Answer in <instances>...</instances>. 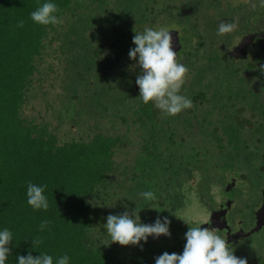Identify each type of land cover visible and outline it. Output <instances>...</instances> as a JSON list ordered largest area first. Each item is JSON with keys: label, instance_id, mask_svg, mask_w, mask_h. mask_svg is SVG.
<instances>
[{"label": "trees", "instance_id": "1", "mask_svg": "<svg viewBox=\"0 0 264 264\" xmlns=\"http://www.w3.org/2000/svg\"><path fill=\"white\" fill-rule=\"evenodd\" d=\"M46 2L58 6L62 24L32 21ZM166 4L0 0V230L14 238L6 264L29 252L54 261L68 255L69 264H155L165 252L182 254L185 233L199 226L185 220L187 196L203 201L215 170L238 171L256 158L236 146L254 137L264 142V134L243 131L242 110H252L255 93L238 67L217 66L212 55L186 62L178 94L193 107L176 116L139 98L130 68L138 61L128 55L136 47L133 29L142 32L177 9ZM118 153L133 158L128 166L127 159L117 164ZM29 181L46 185L47 211L27 203ZM149 190L156 201L140 196ZM125 211L142 224L168 217L171 237L150 236L142 248L112 243L106 218ZM44 220L51 223L40 231ZM236 256L264 264L249 252Z\"/></svg>", "mask_w": 264, "mask_h": 264}, {"label": "flooded vegetation", "instance_id": "2", "mask_svg": "<svg viewBox=\"0 0 264 264\" xmlns=\"http://www.w3.org/2000/svg\"><path fill=\"white\" fill-rule=\"evenodd\" d=\"M222 1L224 0H167L166 5L176 6L177 9L164 11L149 27H166L171 30L170 34L177 38L179 46L176 51L177 61L185 66L190 59L200 61V58L206 59L212 55L217 59V66L224 61L241 69L246 88L255 93L249 99L252 110H242L248 121L243 131L247 135L252 131L254 134H264V71L261 70L264 66V7L260 6V0H229L230 5L223 10ZM254 4L255 8L252 7ZM221 22H238V28L232 33L217 35ZM170 24L173 26L168 27ZM242 43L245 48L240 47ZM237 47V55H232ZM139 72L140 69L137 68L136 79ZM135 85L136 90H139L136 81ZM255 140L254 137L236 145L250 155L254 152L256 158L247 164V168L243 167L238 171L233 169L227 174L231 177L222 180L223 186L221 184L227 193L235 189L236 179L245 184V187L234 197L222 198L216 208L211 207L207 212V220L200 223L199 227L214 230L228 241L231 250L253 235L261 234L262 249L259 245H247L244 248L242 246L243 250L235 254L244 255L249 252L254 256L264 257V225L252 232L258 222V214L264 207V142ZM194 201L207 207L211 205L204 197L203 201L198 198ZM235 211L241 212L240 215L235 217Z\"/></svg>", "mask_w": 264, "mask_h": 264}, {"label": "clouds", "instance_id": "3", "mask_svg": "<svg viewBox=\"0 0 264 264\" xmlns=\"http://www.w3.org/2000/svg\"><path fill=\"white\" fill-rule=\"evenodd\" d=\"M260 6L264 7V0H260ZM253 8L256 7L254 4ZM58 6L52 2L40 5L31 12L32 21L40 25L62 24L63 19L58 18L56 13ZM24 21L18 22L17 27H23ZM238 28V22H221L217 35H224L234 32ZM133 36V43L136 47L129 50V57L138 61L131 65L132 70L140 69L137 75L136 84L140 89V97L144 104L153 102L154 106L169 116H176L183 110L193 107V100L184 95L178 94L182 84L185 82L189 69L177 61V52L173 50V36L171 30L166 27L151 28L145 27L142 32ZM264 71V66H262ZM46 185L38 186L31 181L27 184V203L33 210L47 211L50 207L49 200L45 195ZM140 196L148 201H156L157 197L152 191H144ZM178 217V216H177ZM179 218V217H178ZM104 227L110 235L112 243H119L122 246H139L141 241L147 243L148 238H159L161 235L171 237L168 217L161 219L159 216L152 224H142L136 212L125 211L119 215L109 214ZM186 222V221H185ZM51 221L41 222L40 231L48 228ZM188 223V222H186ZM186 244L182 254L168 252L155 258V264H248L247 258H238L230 249L229 243L214 230L208 227H190L185 233ZM13 233L4 228L0 230V264H6L11 255ZM40 243L34 239V247ZM18 264H69L70 257L64 255L54 258L42 253L33 256L31 252L27 256H18Z\"/></svg>", "mask_w": 264, "mask_h": 264}, {"label": "rangeland", "instance_id": "4", "mask_svg": "<svg viewBox=\"0 0 264 264\" xmlns=\"http://www.w3.org/2000/svg\"><path fill=\"white\" fill-rule=\"evenodd\" d=\"M229 5H230L229 0H224V1L221 2V9L226 10ZM113 14H114V12H112L110 14V16H113ZM172 26H173V24H170L168 27H172ZM66 129H68V128H66ZM61 132H63V131H61ZM125 159H127V160L124 161ZM132 159L133 158L130 157V155H126L124 153L123 154L122 153H118L117 154V157H116V161H117V164L119 166H123L124 165L123 164V161H124L125 165L128 166L130 164V162H131ZM215 171H217V175L215 176V173L213 172L212 175H211L212 176V179H211L212 181L211 180L208 181L209 184L211 185V191H208L206 189L205 192H206V194L208 193V196H206V195L204 196V200L205 201L206 200L210 201V203H211L210 207L203 206L204 204H202V203H201V205L199 203H196L194 201V199L192 198V196L188 197V199L186 201V204L184 206V210H183L184 211L183 215H185V217L188 216V218L185 219L188 222L192 221L193 224H200L203 221L207 220V218H208L207 212H209V210H210L211 207L212 208L213 207L216 208L217 205H218V203H219V201L222 198H224L225 196H228L230 198L231 197H234V195L236 193H238V191H242V189L245 187V184H241L239 182V180L236 179V187H235V189L232 192H230V193L225 192V190H223V188L221 187V184L223 186L224 183H222V182L225 179H228L229 177H231V176L227 175L231 171L230 170H227L225 172V174H224L223 168H220L219 170H215ZM220 181H222V182H220ZM195 185H196V183H192V184H189L188 187L193 188V187H195ZM236 213H238V212L235 211V213H234V216L235 217L239 216L241 212L238 213V214H236ZM247 214H245V215L247 216ZM260 235L261 234H259V235H257V234L253 235L249 240H246L245 243H241L240 246L234 247L232 249V251L234 252V254L235 253H238L239 250H243V249H241L242 246L244 248L247 245H255V247H257L259 245L260 248L262 249V245L260 244V242L262 241V238L260 237Z\"/></svg>", "mask_w": 264, "mask_h": 264}, {"label": "water", "instance_id": "5", "mask_svg": "<svg viewBox=\"0 0 264 264\" xmlns=\"http://www.w3.org/2000/svg\"><path fill=\"white\" fill-rule=\"evenodd\" d=\"M244 46H245V44H243V43L240 45V47H242V48H245ZM178 49H179V46H178L177 38L175 36H173V50L177 51ZM238 50H239V47H237L233 51L232 55H237L235 53L238 52ZM236 57H238V56H236ZM263 225H264V207H263V209H261V211L258 214V222H257L256 227L254 228V230L252 232L258 231Z\"/></svg>", "mask_w": 264, "mask_h": 264}]
</instances>
